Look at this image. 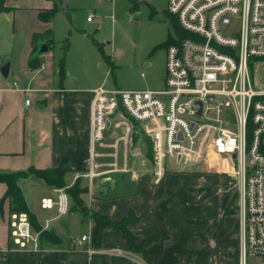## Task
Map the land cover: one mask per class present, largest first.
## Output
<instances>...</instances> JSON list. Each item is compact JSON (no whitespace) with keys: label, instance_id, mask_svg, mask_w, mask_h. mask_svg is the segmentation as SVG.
Instances as JSON below:
<instances>
[{"label":"crops","instance_id":"0c3cea01","mask_svg":"<svg viewBox=\"0 0 264 264\" xmlns=\"http://www.w3.org/2000/svg\"><path fill=\"white\" fill-rule=\"evenodd\" d=\"M4 5L7 9L0 12V172L63 168L62 188L78 180L85 189L80 198L87 214L70 200V211L54 218L55 208H42L41 200L55 201V187L33 176L19 179L37 224L54 219L40 251L22 250L10 236L12 213L4 201L0 208V264H237L233 252L238 226L230 215L223 214L228 200L222 196L214 209L199 214L190 205L196 194L189 192L190 187H181L179 175H153L147 137L134 129L131 120L112 116L103 138L91 145L92 91L106 84L104 81L94 80L87 71L81 77L66 71L61 76L59 68L44 65L41 58L50 55L52 47L47 39L42 42L48 52L36 57L38 67H29L36 39L51 35L54 15L49 20L41 15L53 8L56 13L61 0H5ZM6 63L8 72L3 76L1 68ZM27 98L30 103L25 106ZM91 167L93 176L89 178L84 174ZM5 190L0 182V200ZM92 212L113 221L133 214L136 220L128 230L137 242L159 237L134 252L122 231L108 227L96 246ZM82 235H90L91 253L73 248L72 240Z\"/></svg>","mask_w":264,"mask_h":264},{"label":"built area","instance_id":"2783aa9c","mask_svg":"<svg viewBox=\"0 0 264 264\" xmlns=\"http://www.w3.org/2000/svg\"><path fill=\"white\" fill-rule=\"evenodd\" d=\"M166 12L185 36L166 47L163 86L120 90L103 83L95 88L91 145L118 115L138 123L149 138L157 178L166 160L176 167L236 168L239 264L250 257L264 264V0H167ZM29 103L27 98L24 104ZM84 175L91 178L92 167ZM54 191L56 200L42 199L41 207H54L59 218L71 203L65 188ZM54 218L34 230L27 213H12L10 236L20 249L38 252L40 234ZM72 246L93 251L90 235L72 240Z\"/></svg>","mask_w":264,"mask_h":264},{"label":"rangeland","instance_id":"374dc122","mask_svg":"<svg viewBox=\"0 0 264 264\" xmlns=\"http://www.w3.org/2000/svg\"><path fill=\"white\" fill-rule=\"evenodd\" d=\"M166 6L167 0H70L65 11L58 6L51 35L36 39V43L47 39L52 45L51 54L42 56L41 61L58 69L63 59L65 71L73 77H81L87 71L111 89H160L165 76V43L176 36ZM87 17L93 21L88 23ZM171 164L166 160L164 174L179 175L181 187L191 188L187 190L196 195L190 205L197 207L199 214L214 209L222 196L228 200L223 214L230 215L238 226L233 255L239 264L236 168L218 163L203 167ZM246 264H257V259L250 257Z\"/></svg>","mask_w":264,"mask_h":264},{"label":"trees","instance_id":"16d2710c","mask_svg":"<svg viewBox=\"0 0 264 264\" xmlns=\"http://www.w3.org/2000/svg\"><path fill=\"white\" fill-rule=\"evenodd\" d=\"M4 1L5 0H0V12L7 9L4 5ZM55 11H56V8H53L52 10L44 12L45 16L41 15V19L49 20L54 15ZM171 22H172L173 29L177 35V39L169 37V39L165 43V47H167L171 43L178 42L179 39L185 36L184 33L180 31L175 18L172 17ZM38 66H39V61L37 60V58L31 57V59L29 60V67L36 68ZM58 68H59V75L63 76L65 73L63 59L60 60ZM132 122H133L134 129L138 133L140 134L142 133L143 135H145L140 129V126L138 125V123L134 121ZM147 140H148V145H149V154L151 152V155H152L151 142L148 137H147ZM64 172L65 170L63 168L40 170V169H35L33 167H29L27 170H24V171L0 172V182L4 183L6 186V190L0 200V208L2 207L3 202L7 201L10 213H20V212L27 213L33 229L39 230L40 226L37 224L33 214L28 209V206L22 195L21 189L18 185V180L21 178H27L29 176H33L35 178L44 180L50 186L64 187L65 186V183L63 181ZM84 190H85L84 188L79 186L78 180H76L73 185L66 188V192L72 202V205L75 206L81 212H83L84 215H86L87 214L86 208L83 206V202L80 198V194ZM90 217L95 222L94 241H95L96 246H99L100 244L103 230L108 227L115 228V229L122 231L127 236L130 247L134 252H139L145 245H147L148 243L152 242L153 240L159 237L158 235H153V236L146 238L145 240L141 242H137L135 238L133 237V235L128 230V225L136 220L133 214H129L126 218H124L121 221H113L109 219L108 217L100 215L95 212L90 213ZM46 235H47L46 231L41 232L40 240H42L43 237H45ZM161 237L162 238L164 237V233L161 234Z\"/></svg>","mask_w":264,"mask_h":264},{"label":"water","instance_id":"95a60500","mask_svg":"<svg viewBox=\"0 0 264 264\" xmlns=\"http://www.w3.org/2000/svg\"><path fill=\"white\" fill-rule=\"evenodd\" d=\"M67 3L68 0H61V8L65 11L67 9ZM48 46L46 45L45 42H38L37 43V48L35 52L33 53L32 57H37L40 55H43L48 52ZM8 72V64L6 63L2 68H1V73L3 76H6Z\"/></svg>","mask_w":264,"mask_h":264}]
</instances>
